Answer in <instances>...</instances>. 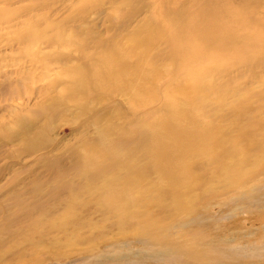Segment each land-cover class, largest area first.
Returning <instances> with one entry per match:
<instances>
[{"label":"rangeland","instance_id":"374dc122","mask_svg":"<svg viewBox=\"0 0 264 264\" xmlns=\"http://www.w3.org/2000/svg\"><path fill=\"white\" fill-rule=\"evenodd\" d=\"M210 4L225 11L221 15L215 13L210 18H204L205 22L222 26L213 46L202 48L199 44L203 43H198L197 34L192 32L189 39L187 36L177 45L182 49V58L175 57L173 61L159 58V55H174L172 44L161 41L167 32L179 24L189 25L200 20L201 10ZM135 32L139 33L137 38H150L153 43L155 39V48L153 45L149 49L141 48L142 58L135 57L128 48L131 41L128 37ZM217 32L202 33L201 37L213 38ZM33 35L37 38L31 40ZM62 37H69L73 44L64 46L53 42ZM85 37H89L88 45L92 47L90 51L86 50L87 53H100L107 46L119 57L122 65L129 64V67H124L112 63L116 71L111 75L115 78L101 83L106 85V90L112 91L110 84L119 90L122 88L118 86L124 80L127 84L124 93L105 97L104 93H100L104 89L98 87V101L91 94L77 96L82 104L91 106L89 114L86 113L89 108L80 113L74 107L65 110L58 106L56 98L62 94L66 81L74 75L69 69L77 66L79 61L73 59L64 64L53 60V56L60 53L75 58L77 48L74 38L80 40ZM205 49L200 55H194ZM143 67L146 68L142 82L144 87L138 86L129 75L134 73L137 76L139 68ZM125 74L129 76L128 80ZM63 75H68V79ZM195 82H200L206 94L205 100L209 99L208 104L199 103L196 108L204 106L203 112L213 113L208 117H198L195 124L212 131H229L235 136V145L240 150H250L247 152L249 157L246 155L244 158L248 161L239 167L241 170L227 172L233 179L239 171H243L245 179H241L242 187H223L222 190L214 178L209 179L205 172L197 173L204 181L215 184L213 187L218 198H214V192L208 198L197 191L200 201L195 206L202 204L207 211L219 210L218 216L222 218L211 222L213 227L203 232L208 238H203L201 243L210 238L212 246L238 244L234 247V254L243 248V257L238 258L240 264H264V207L254 211L244 210L243 198L239 197L252 186L254 189L264 183V167L256 163L259 156L264 160V0H209L208 4L205 0H0V264L169 263L165 262L167 256L164 255L171 252L165 248L163 252L160 244L152 250L139 244L141 239L147 238L146 233H150L144 231H151V226L161 227L159 217L163 216V224H166L174 218L172 214L168 211L163 214L154 205L140 209L131 207L129 210H135L136 215H127L118 221L109 205H101L95 195L87 193L89 185L86 180H105L109 175L78 173L75 171L76 160L69 149L80 145L83 140H94V128L87 127V122L97 118L106 122L108 119L110 127L115 123L127 129L147 115L164 119L166 112L160 109L165 108L166 103L158 101L156 95L159 93L167 100L178 101L176 97L180 100L187 93L185 89L193 87ZM176 83L181 89L169 88ZM136 85L143 95L141 103L133 100L131 103L132 93H138ZM214 89L225 90L226 94L217 97ZM154 93L155 105L151 103ZM219 101H222L220 105H215ZM19 119L28 121L29 135L36 137L38 150L41 149L38 152L32 154L22 141V128L25 127L17 122ZM233 123L238 124L237 128L241 124L239 131ZM249 123H255L253 126L257 124V128L259 126L257 131L260 132L254 135L259 141L257 143L254 136L248 134ZM250 140L257 144L253 151L248 147ZM123 144L133 148L130 141ZM230 157L221 156L220 160L214 161L215 166ZM158 175L156 172L148 174L152 180ZM58 180L62 182L58 183ZM91 188H100L101 192L106 186L97 183ZM222 206L241 209H237L234 215L220 208ZM198 207L199 214L204 208ZM180 217L174 219H182L184 215ZM138 225H143L142 232L136 227ZM199 225L198 229H191L200 231L203 228ZM196 239L200 241L201 236ZM257 249L260 255L248 258ZM223 251L228 254L227 249L223 248ZM158 257L160 260H157Z\"/></svg>","mask_w":264,"mask_h":264},{"label":"bare ground","instance_id":"6f19581e","mask_svg":"<svg viewBox=\"0 0 264 264\" xmlns=\"http://www.w3.org/2000/svg\"><path fill=\"white\" fill-rule=\"evenodd\" d=\"M205 1L207 2V4L209 3V0H205ZM222 9L223 8H219V7L215 9L213 5L210 4V6L207 7L205 10L204 9L201 10L200 14L202 17L200 20H196L195 22H192L189 25L179 24L174 28L172 27L167 32V36H165V38L162 39L161 41L167 43L169 42L172 44V46L174 47L173 48L174 55L172 54L166 56L159 55V58L163 57V59L171 60V61H173V59H176L175 57L182 58L183 57L182 49L178 48L177 45L183 42V39L186 38L187 36H188L187 39H189L190 38L189 35L192 32L197 34L196 36L197 42L203 43V44H199L202 46V48L213 46L212 43L213 41L214 42L217 41L218 34L221 32L222 26L219 24L213 25V23L210 21L205 22L204 18L205 17L210 18L215 13H217L218 15L225 13V11H221ZM214 30L218 32L213 38L201 37L202 33L209 32L210 34H213ZM137 35H139V33L135 32L132 35V37L131 35L128 37L131 40L130 47L128 48L135 57L142 58L143 54H141L140 52L141 48L145 47L149 49L150 46L152 47V45L154 46L153 48H155V39L153 43L150 38L140 39L137 38L138 37ZM36 38L37 36L34 35L30 37L31 40H34ZM20 39L22 40V38ZM74 40H75L74 43L77 48L76 49L77 54L75 58L69 54L62 55V53L53 56V60L60 61L61 63L64 64L67 63L69 64L73 59L79 61V64L77 66L69 69L71 72L74 73V75L71 76L68 81H66L64 85V89L61 92L62 94H59L56 100L59 103L58 106L63 107L65 110L67 109L69 110L71 107H74L75 110L81 113L82 111L85 112L89 108L86 111V113L88 112L89 114L91 106L88 107V105L82 104V101L76 99L77 96L83 94L84 95L91 94V96L98 101L100 97V95L98 94L99 93L98 87H102L104 89L103 91L100 90V93L101 94L104 93L103 95L105 97L108 95L115 96L116 93L118 92L124 93V91L127 89V84H125L126 81L124 80H121V82L123 83L122 84L120 83L118 87H121L122 89L119 90H117L115 86H112V84H110L112 91L106 90V85H102L101 83L102 81H105L108 78L111 81L115 78V75H111L113 72L115 74L116 71L115 67L111 66L112 63H114L117 66L119 65L124 67H129V64L122 65V63L119 60V57L113 54L111 50H108L107 46H106V50L100 53H97L95 51H93V53H87L86 50L90 51V49L92 48L88 45L90 41L89 37L87 38L85 37V39H80V40L74 38ZM53 42H59V44L62 43L64 44V46L66 44L68 45L73 44L69 40V37L58 38ZM206 50L207 49L197 51L194 55L197 54L200 55L202 52ZM133 67L134 64L132 68ZM145 69H146L145 67L141 69L139 68L140 74H137V76H135L134 73L129 72L131 73L129 75H131L133 79H135L138 86L141 85L144 87L142 82L144 81L143 75L145 73ZM153 71L155 73V69H153ZM63 74L66 73L63 72ZM68 75H63V76L67 77L68 79ZM127 75L125 74L126 80L129 79L128 78L129 76L127 77ZM137 85L135 90L138 91V93L137 92L132 93L133 96L131 98V103L132 100L135 103L142 102L141 98L143 95L141 90L140 91L138 90ZM169 88L178 90L181 89V86H178V83H176L175 85H169ZM185 90L187 93H185L184 96L182 95L180 100L178 97H176L178 101L177 100L175 101V99L167 100L165 96H161V94L159 93L156 95L158 101L164 100V104L166 103L165 108L162 107L160 109L166 112L167 116L164 119H160V118L155 119V115H147L145 117H141L137 122L133 123L130 129H127L126 126L123 127L122 124H115V123L114 125H111L112 127L111 128L109 126L110 123H107L109 122L108 119L107 122L101 119L99 120L98 118L95 119L91 123L96 126L90 125L91 123L87 122V127L91 126L92 128H94L95 138L92 141L83 140L80 142V145L77 144L73 146V148L69 149L71 152V156L73 157L74 160H76L77 167H75V171H77L80 174H85L89 176H91V174H95V175L105 174L106 176L109 175V178L105 180H95V179L86 180V183H88L89 185V190H87V193L88 195H95L97 202L101 203V205L102 204L109 205L108 206L109 209L111 210V212L115 213L116 219L118 221L124 218L125 216L127 217V215H132V216L136 215L135 210L134 211L129 210V208L131 207H138L140 209L142 207L145 208L152 205L157 207V209L159 208V210H162L163 214H165V211L170 212L172 214V217L174 218L184 215L182 219H180L181 217L179 219L173 218L172 220L170 219L171 221L166 224H163V216L159 217L158 220H159V224L161 223L160 224L161 227L151 226L152 229L151 231H147V230L144 231L150 233H146L147 238L146 239L143 238L144 240L141 239V243L139 244L151 250L152 248H155V246H158V244H160L162 249L165 248V250L167 249L166 251L169 250L171 253L165 252L164 255V257L167 256L166 258L167 261L165 262L169 261V263L167 264L170 263L171 264H177V263L179 264H240L238 258L243 257L242 254L243 248L241 247L239 253L234 254V247H238V244L235 243L236 246L233 244H224L225 245L224 247L222 246V244L212 246L209 243L210 238L206 239L205 243L204 242L201 243V241H203V238H208L207 236L203 235V232L205 233V231L209 229L208 227L211 228L213 227L212 225L213 223L211 224V222H216L217 220H220L222 218L218 216L219 210H214L215 212L207 211L205 210L206 206L204 205L202 206V204L199 205V207L204 208L202 209L203 212H199L198 214L197 211L198 206L196 207L195 205L200 201V196L198 195L197 191H201L202 194L207 195L208 198L210 195H212L211 193L213 192L215 198L216 191H214L215 188L213 187L215 184L204 181L203 179L200 178V174L197 175V173L205 172L207 174L206 176L210 177V178L208 177L209 179L214 178L218 183L217 185H219V187L220 185L222 186V190L223 187L228 189L232 188L233 186H235V188L242 187L243 181H241V179L242 178L243 180L245 179L244 172L239 171L238 174L235 175L236 177H234L235 181L234 178L233 179L230 178L227 172L229 173V170L232 171L241 170L239 167L241 166V164H244L245 162L248 161V160H244V158L248 156L247 152L250 150H240L235 145L237 141L236 139H234L235 136L230 135L228 133L229 131H227V133L223 132L220 129L217 131H212L209 130L208 127H205L203 129L200 126H197V124H195V120L198 117H208L213 114L212 112H207V113L203 112L205 110L204 106L202 109L196 108V105L199 103L208 104L209 99L205 100L207 99L205 98L206 94L203 92L202 85L200 84V82H195V85L193 87H191L190 89L186 88ZM210 93H213V91H210ZM210 93H208V95ZM214 93L217 94V97H221L226 94V91L225 90L217 91L214 89ZM153 95L154 97L151 98V103L155 105V93ZM221 102L222 101H219L215 105H220ZM140 110H133V111L139 112ZM105 112L111 115V113L107 111ZM107 114H105L107 117L112 118ZM83 117L84 115L82 116V118ZM17 122L21 123L25 127L22 128V130L24 131L22 134L23 135L22 141L25 142V146L32 151V154L41 150V149L38 150L36 137L31 136V134L29 135L28 129H30V127L28 121L24 119H19ZM237 122H239V120ZM254 124L249 123L248 126L249 129H247L250 132L248 134H251L252 137L257 132H260L257 131L259 126L257 128V124L253 126ZM237 125L234 124L236 128ZM210 128L213 129V127L211 126ZM232 128L234 129V127ZM233 129H231L232 132ZM240 134L242 135V133ZM251 135H249V137ZM261 136H263V134ZM127 141H130L133 144L132 149L127 148V146L123 144L124 142ZM257 142L259 141L256 140V143ZM256 145L252 140H250V144L248 147L253 151V149L257 148V147L255 148ZM259 151L260 150H258V154L260 153ZM230 155L232 156L230 157ZM221 156L224 157L229 156L230 158L223 164H218L215 166L214 161L220 160ZM257 162L259 167H261V165H263L264 167L263 158L259 156V158L256 159V163ZM254 167H256V164ZM155 172L159 174L158 178H156L155 180L150 179L148 174H153ZM262 172H264V169H262ZM223 178H225L224 181H222ZM260 179L262 180V178ZM57 182L61 183L62 181L58 180ZM97 183L103 184V186H106V188H104L101 192H99L100 188H91L93 184H97ZM185 186L186 188L184 190H179V188ZM263 186H257L254 189L252 186V188L245 191L246 193L244 195L239 196L240 198H243L242 203H244L243 206L245 205L244 210L254 211L258 207H264ZM96 192H98L97 195ZM231 192L232 191H230L229 193ZM216 198H218V196ZM237 200H239V198ZM194 206L195 208H193ZM220 208H225V210L232 212L234 215H236L237 209H241V208H235L234 206H222ZM146 216L149 215L147 214ZM260 216H263V214H261ZM147 223L148 222H146V224ZM199 223H200L199 226L203 229H200V231L198 230L193 231L191 227L197 228ZM142 226L143 225H138L136 227H139V231L142 232ZM215 228H217V226ZM200 236H201L200 241H196L197 240L196 237L200 238ZM155 238L157 240L156 242H155ZM216 239L218 240L217 237ZM251 245H254V242H251ZM223 248L228 250V254L224 253ZM158 249L159 248H157V250ZM259 253L260 251L257 249L254 251L253 256H249L248 258L252 259L255 256H259L260 255ZM234 259H236V261H234ZM157 260H160V258L158 257Z\"/></svg>","mask_w":264,"mask_h":264}]
</instances>
